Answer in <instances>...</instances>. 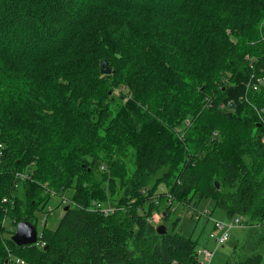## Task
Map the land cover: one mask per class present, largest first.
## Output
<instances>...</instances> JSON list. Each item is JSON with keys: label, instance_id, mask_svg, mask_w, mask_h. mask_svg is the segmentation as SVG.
Returning a JSON list of instances; mask_svg holds the SVG:
<instances>
[{"label": "trees", "instance_id": "trees-1", "mask_svg": "<svg viewBox=\"0 0 264 264\" xmlns=\"http://www.w3.org/2000/svg\"><path fill=\"white\" fill-rule=\"evenodd\" d=\"M1 69V241L25 253L4 264H199L176 221L156 233L161 200L163 223L172 202L212 198L231 224H264V0H0ZM96 160L125 187L108 212L90 207ZM70 190L43 246L11 241Z\"/></svg>", "mask_w": 264, "mask_h": 264}, {"label": "rangeland", "instance_id": "rangeland-1", "mask_svg": "<svg viewBox=\"0 0 264 264\" xmlns=\"http://www.w3.org/2000/svg\"><path fill=\"white\" fill-rule=\"evenodd\" d=\"M7 69L8 67L4 65ZM1 71H6L5 69L0 70V76ZM0 78V83H2L3 79L9 80V76ZM4 97L0 94V106L2 105V102L4 101ZM191 121L189 118L185 121V127L190 126ZM175 129V130H174ZM174 131H178L179 128H174ZM228 136L230 133L227 134ZM226 141H232V136L225 137ZM103 154V152L101 151ZM98 153V157L102 158L103 160L105 157ZM135 158V155L133 156L130 152H127L124 157V163L127 165V169L129 171L128 175L133 170V163ZM123 160V159H122ZM99 161V160H98ZM123 162V161H122ZM132 165V166H131ZM101 164H99L96 160V162L92 166V174L89 179H86L85 183L87 185H96L99 191V195L97 198H90V207L93 208V204H97L102 212H108L109 210H112L115 207L116 198L123 192H125V187H119L120 186V174L117 172H110L107 168L105 171L101 170L100 168ZM163 170H160V174L167 170L166 167L162 168ZM105 173V175H102V173ZM159 174V175H160ZM102 175V176H100ZM99 181V182H97ZM115 184V186H114ZM93 185V186H94ZM43 187H45V191L48 189H53L52 187H48V183L45 181L42 184ZM113 189V192L111 189ZM43 189V188H42ZM110 190V191H109ZM106 195V199L104 201L102 200V196L104 197V194ZM72 196V191H67L64 193V195L58 196V195H52L48 203L40 206V209L36 210L33 209V212L37 215L36 222H34L36 229L38 232H41L42 227L44 226V220L46 222L47 227L51 226L53 227L57 223L58 215L61 211V206H64L65 201H68ZM101 196V197H100ZM64 201V202H63ZM101 201V202H100ZM41 205V204H40ZM23 207H25L23 205ZM165 208L163 200H161V204L159 205V210H154L152 212V219L154 223L157 224H164L168 230L171 229L173 222L175 223V230L178 232H181L185 236L189 237L196 245L195 250L197 252V262L199 264H208L204 260V255L202 251H208L211 252V259L209 264H224L227 259L229 258L231 252L233 250H236L237 253L240 254V257L244 258L246 256H249L251 254H264V243L262 241V236L264 235V224L257 226L256 224L248 225L247 227H237L232 225L230 228L227 229V238L226 240L220 244L217 245L215 242V238L218 237L221 234V231L216 230L215 224L216 223H230L231 220H229L224 211H222L220 208L215 206V203L212 198H206L202 199L196 206L193 205H186L184 203L174 201L171 205V214L169 219L166 222H161L160 219V212ZM23 208H19L15 211H9L8 219L5 221L6 227L14 226V223L16 218L24 216L23 214ZM32 208H26L25 212L26 215H28L31 212ZM25 215V216H26ZM241 223H244L241 220ZM245 224V223H244ZM246 225V224H245ZM210 234L214 235V238H210ZM6 239L7 235H2L0 232V246L4 245L5 249L3 248V252L1 254V261L0 264H4V258L7 260L10 258V255H16L17 258L24 260L25 253L23 252H17L14 251L12 245L9 242H2L1 240ZM9 257V258H8ZM15 258V256H13ZM4 261V263H3ZM23 262V261H22ZM10 264V263H8Z\"/></svg>", "mask_w": 264, "mask_h": 264}, {"label": "water", "instance_id": "water-1", "mask_svg": "<svg viewBox=\"0 0 264 264\" xmlns=\"http://www.w3.org/2000/svg\"><path fill=\"white\" fill-rule=\"evenodd\" d=\"M101 74L109 75L111 69L108 67L107 62L104 60L100 67ZM216 187L218 184L215 183ZM68 207H65L66 210ZM156 233L159 235L166 233V226L164 224H157L155 227ZM38 235L35 225L28 221H19L16 224V229L11 235V241L17 246L34 245L37 241Z\"/></svg>", "mask_w": 264, "mask_h": 264}, {"label": "built area", "instance_id": "built-area-1", "mask_svg": "<svg viewBox=\"0 0 264 264\" xmlns=\"http://www.w3.org/2000/svg\"><path fill=\"white\" fill-rule=\"evenodd\" d=\"M259 82H261V79H259ZM258 87L257 85L253 86L252 89L253 90H256ZM236 225L238 227H247L248 224H244V223H241V221L239 219H234L233 223H216V229L221 231V234L215 238V241H216V244L217 245H220L222 244L226 238H227V229L230 228L232 225ZM37 235H38V232H37ZM213 236V235H210V237ZM38 240V238H37ZM36 245H40V246H43V243H39L38 241H36L35 243ZM203 255H204V260L209 263L210 262V259H211V252H208V251H202ZM22 263V261H21Z\"/></svg>", "mask_w": 264, "mask_h": 264}, {"label": "crops", "instance_id": "crops-1", "mask_svg": "<svg viewBox=\"0 0 264 264\" xmlns=\"http://www.w3.org/2000/svg\"><path fill=\"white\" fill-rule=\"evenodd\" d=\"M254 225V224H253ZM257 226H260L259 224H256ZM262 238V241L264 243V235L261 237ZM257 254H260V253H257ZM263 257H264V254H261Z\"/></svg>", "mask_w": 264, "mask_h": 264}, {"label": "clouds", "instance_id": "clouds-1", "mask_svg": "<svg viewBox=\"0 0 264 264\" xmlns=\"http://www.w3.org/2000/svg\"><path fill=\"white\" fill-rule=\"evenodd\" d=\"M15 229H16V227H15ZM15 229H14V230H15ZM36 230H37V229H36ZM37 232H38V231H37Z\"/></svg>", "mask_w": 264, "mask_h": 264}]
</instances>
